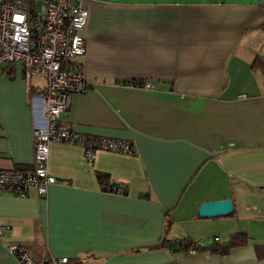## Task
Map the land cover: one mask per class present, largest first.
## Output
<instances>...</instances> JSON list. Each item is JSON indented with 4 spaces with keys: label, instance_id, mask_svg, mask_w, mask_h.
<instances>
[{
    "label": "crops",
    "instance_id": "obj_1",
    "mask_svg": "<svg viewBox=\"0 0 264 264\" xmlns=\"http://www.w3.org/2000/svg\"><path fill=\"white\" fill-rule=\"evenodd\" d=\"M84 6L77 60L89 87L71 96L62 119L80 134L129 140L136 153L98 151L89 164L81 147L51 143L56 182L45 194L0 193V226H9L0 264H19L10 243L72 264H264V69L252 66L264 56V0ZM31 78L28 89L20 63L0 65V170L32 168L40 114L28 91L44 81ZM131 81L150 85H124ZM108 180L125 193L105 190ZM224 198L231 213L199 215L201 202ZM235 233L247 243L211 249ZM164 238L169 245L149 249ZM187 240L203 249L184 250Z\"/></svg>",
    "mask_w": 264,
    "mask_h": 264
},
{
    "label": "built area",
    "instance_id": "obj_2",
    "mask_svg": "<svg viewBox=\"0 0 264 264\" xmlns=\"http://www.w3.org/2000/svg\"><path fill=\"white\" fill-rule=\"evenodd\" d=\"M87 19L84 0H0V65L8 67L20 63L27 88L32 76L44 81L37 94L28 91L27 102L40 114L32 130V168L0 170V193L25 197L33 186L38 194H45L48 186L56 182L47 170L51 143L81 147L83 160L89 164L94 162L98 151L136 153L129 140L80 134L62 119L71 96L89 87L77 60L85 52L82 32ZM124 85L148 87L150 84L131 81ZM104 189L124 194L126 187L121 182L108 180ZM8 229V225L0 226V236ZM6 249L19 264H72L65 256L34 259L27 249L16 243L7 244Z\"/></svg>",
    "mask_w": 264,
    "mask_h": 264
},
{
    "label": "trees",
    "instance_id": "obj_3",
    "mask_svg": "<svg viewBox=\"0 0 264 264\" xmlns=\"http://www.w3.org/2000/svg\"><path fill=\"white\" fill-rule=\"evenodd\" d=\"M252 66L253 67H262L263 68L264 67V56H256L254 58V60L252 61ZM5 68H7V67H5ZM37 91H35L34 93H37ZM170 224H171V220L169 218L167 220V224H166V228H165L166 231L165 232H167ZM247 241H248V235L247 234H245V233H235L229 238V240L226 243H224V244H222V245H220L218 247L217 246L213 247L211 249L213 251H216V252H219V253H225L231 247L245 244V243H247ZM169 243H170V241L164 238L159 244H157V245H155V246H153V247H151L149 249H156V248L164 247L166 245H169ZM182 248L184 250H191L192 249V250H195V251L203 249L202 246L194 244L193 241H191V240L184 241V243L182 244ZM256 251H257V255L258 256H263V251H262V248L260 246L256 247Z\"/></svg>",
    "mask_w": 264,
    "mask_h": 264
},
{
    "label": "water",
    "instance_id": "obj_4",
    "mask_svg": "<svg viewBox=\"0 0 264 264\" xmlns=\"http://www.w3.org/2000/svg\"><path fill=\"white\" fill-rule=\"evenodd\" d=\"M232 210L233 202L230 198L203 201L198 206L199 215L206 217H220L231 213Z\"/></svg>",
    "mask_w": 264,
    "mask_h": 264
},
{
    "label": "rangeland",
    "instance_id": "obj_5",
    "mask_svg": "<svg viewBox=\"0 0 264 264\" xmlns=\"http://www.w3.org/2000/svg\"><path fill=\"white\" fill-rule=\"evenodd\" d=\"M35 78H38L37 76H32V80H34ZM40 78V77H39ZM112 259V257H109V261ZM112 261V260H111Z\"/></svg>",
    "mask_w": 264,
    "mask_h": 264
}]
</instances>
